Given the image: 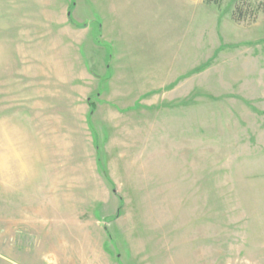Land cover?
Returning <instances> with one entry per match:
<instances>
[{
  "label": "rangeland",
  "instance_id": "374dc122",
  "mask_svg": "<svg viewBox=\"0 0 264 264\" xmlns=\"http://www.w3.org/2000/svg\"><path fill=\"white\" fill-rule=\"evenodd\" d=\"M115 3L0 0V264H264V0Z\"/></svg>",
  "mask_w": 264,
  "mask_h": 264
},
{
  "label": "crops",
  "instance_id": "0c3cea01",
  "mask_svg": "<svg viewBox=\"0 0 264 264\" xmlns=\"http://www.w3.org/2000/svg\"><path fill=\"white\" fill-rule=\"evenodd\" d=\"M120 1L121 0H117V3L114 4V11H113V14H114V17L116 16V8L118 9V13H119V17L121 16V5H120ZM123 16V15H122ZM117 17V16H116ZM116 20L113 19V28L116 29ZM118 23V22H117Z\"/></svg>",
  "mask_w": 264,
  "mask_h": 264
},
{
  "label": "trees",
  "instance_id": "16d2710c",
  "mask_svg": "<svg viewBox=\"0 0 264 264\" xmlns=\"http://www.w3.org/2000/svg\"><path fill=\"white\" fill-rule=\"evenodd\" d=\"M209 2H216L217 0H208ZM219 1V0H218ZM96 109L94 104H91V111L93 112Z\"/></svg>",
  "mask_w": 264,
  "mask_h": 264
}]
</instances>
